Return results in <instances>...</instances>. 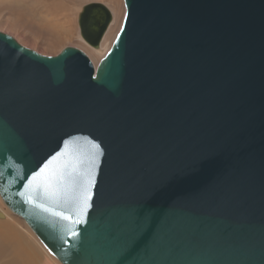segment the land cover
Here are the masks:
<instances>
[{
	"label": "water",
	"instance_id": "1",
	"mask_svg": "<svg viewBox=\"0 0 264 264\" xmlns=\"http://www.w3.org/2000/svg\"><path fill=\"white\" fill-rule=\"evenodd\" d=\"M124 2L98 65L0 31L1 197L63 264H264V0ZM112 22L88 3L81 37L104 53ZM49 161L82 223L20 195Z\"/></svg>",
	"mask_w": 264,
	"mask_h": 264
},
{
	"label": "rangeland",
	"instance_id": "2",
	"mask_svg": "<svg viewBox=\"0 0 264 264\" xmlns=\"http://www.w3.org/2000/svg\"><path fill=\"white\" fill-rule=\"evenodd\" d=\"M118 1L117 5H113L108 0H0V31L15 37L22 45L43 55H56L66 46L77 47L97 65L113 44L125 16V2ZM91 2L104 3L114 14V20L101 44L104 53L89 45L80 34L79 14L83 6ZM21 3L33 4L34 9L37 8L39 12L27 13L20 8ZM4 217L13 219L10 224L16 225L21 231L32 233L31 238L27 237V239L30 243L35 239L39 242L44 262L63 264L41 242L24 219L5 205L0 196V234L3 232V227L9 225L4 223Z\"/></svg>",
	"mask_w": 264,
	"mask_h": 264
},
{
	"label": "snow or ice",
	"instance_id": "3",
	"mask_svg": "<svg viewBox=\"0 0 264 264\" xmlns=\"http://www.w3.org/2000/svg\"><path fill=\"white\" fill-rule=\"evenodd\" d=\"M90 145V156L89 159L92 163L93 172L95 169V159L99 156L102 149L101 146L95 141H88ZM67 147V145H66ZM66 153H60L57 157H53V161L57 160L59 156H63ZM53 161H49L44 165L43 168L38 172L32 173L31 177L28 178L27 183L24 185V191L20 193L21 196H26L27 201L29 203L34 204L36 207L41 210L48 212L49 214L59 217L61 219L70 221L71 223H82L81 220H72L70 215H65L61 211H57L55 207V201L58 196L61 194V190L59 187V181L61 179V173L57 170H49L50 165ZM11 166L10 158H8L7 163L0 164V177H5V168ZM19 175V174H18ZM20 178H23L20 176ZM91 187H92V173H89L87 180V188L84 190L82 194V208L80 211V215H83V212L89 207L88 200L91 196ZM41 196L45 198L46 201H52V204L41 202ZM69 235L75 237L76 233L69 229Z\"/></svg>",
	"mask_w": 264,
	"mask_h": 264
},
{
	"label": "bare ground",
	"instance_id": "4",
	"mask_svg": "<svg viewBox=\"0 0 264 264\" xmlns=\"http://www.w3.org/2000/svg\"><path fill=\"white\" fill-rule=\"evenodd\" d=\"M108 1L113 5H117L119 3L118 0H108ZM20 8L22 10L26 11L27 13H32V12H36V11L39 12V10L37 8L34 9L33 4L21 3ZM112 14H113V12H112ZM54 17H56V15ZM113 20H114V14H113ZM2 200L4 201L3 198H2ZM5 205H7L6 202H5ZM7 207L9 208L8 205H7ZM4 219H5L4 223H8L9 225L4 226L3 232L0 234V264H48L46 261L44 262V260L42 258L44 255H43V251L41 250V248L39 246V242L35 239L34 241L32 240L33 243H30L29 240L27 239V237L31 238L30 236L32 233L30 234L29 231H26L27 232L26 233V232H24V230L21 231L16 225L10 224L11 220H13L10 217H7V218L4 217ZM26 224L28 225L27 222H26ZM28 226L32 230L30 225H28ZM41 242L46 246V244L42 240H41ZM37 245H38V247H37Z\"/></svg>",
	"mask_w": 264,
	"mask_h": 264
}]
</instances>
